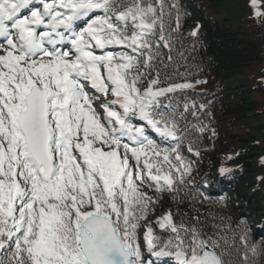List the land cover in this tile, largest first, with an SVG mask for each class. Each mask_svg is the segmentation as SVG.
<instances>
[{"label": "snow or ice", "instance_id": "6c2138e0", "mask_svg": "<svg viewBox=\"0 0 264 264\" xmlns=\"http://www.w3.org/2000/svg\"><path fill=\"white\" fill-rule=\"evenodd\" d=\"M250 4L264 20L262 0ZM156 5L0 0V264H160L161 257L249 264V253L257 254L246 227L239 237L245 251L237 247L236 259L233 245L177 224L170 211L156 219L168 235L154 234L149 222L144 246L139 242L141 221L160 194L178 192L191 173L176 117L161 110L159 97L193 84L161 87L159 72L144 84L162 55L157 28L165 48L181 28L173 4L175 27L169 23L166 37L163 0ZM198 30L199 24L190 35ZM116 47L130 51L110 50ZM93 90L112 96L100 105L103 118Z\"/></svg>", "mask_w": 264, "mask_h": 264}, {"label": "trees", "instance_id": "16d2710c", "mask_svg": "<svg viewBox=\"0 0 264 264\" xmlns=\"http://www.w3.org/2000/svg\"><path fill=\"white\" fill-rule=\"evenodd\" d=\"M173 4L180 10L181 28L171 33L170 48L159 41L157 28L162 55L152 62L144 84L157 72L161 87L193 84L159 97L161 110L176 117L182 132L179 151L191 173L178 192L160 194L153 213L159 205L177 224L195 225L224 248L233 245L236 259H241L237 247L245 251L239 237L246 227L249 247L258 245L255 256L249 253V264H264V73L252 81L243 72L264 63V20L253 15L250 0H163L166 37L175 27ZM236 19L258 24L244 30ZM221 168L230 171L221 175Z\"/></svg>", "mask_w": 264, "mask_h": 264}, {"label": "rangeland", "instance_id": "374dc122", "mask_svg": "<svg viewBox=\"0 0 264 264\" xmlns=\"http://www.w3.org/2000/svg\"><path fill=\"white\" fill-rule=\"evenodd\" d=\"M235 24L241 28H243L244 30H251L253 28H255L257 26V21H251V20H247V19H236ZM244 73H248L249 74V78L252 81H259L261 80L260 77V73H264V63H260L257 66H254L251 69L246 68L244 71ZM98 104V103H96ZM151 195V193H149ZM157 209H159V212L157 214L150 212L147 219L144 221H141V225L142 227L138 230V234H139V242L141 243L142 246H144V240H143V233L145 231V228L143 227V225L148 224L149 222H151L152 227L154 229V227L158 226V224L156 223V219L157 217H161L163 216L166 212L160 209V206L158 205ZM144 251H146V248H144Z\"/></svg>", "mask_w": 264, "mask_h": 264}]
</instances>
